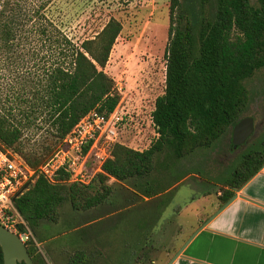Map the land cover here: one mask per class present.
<instances>
[{
  "label": "trees",
  "instance_id": "16d2710c",
  "mask_svg": "<svg viewBox=\"0 0 264 264\" xmlns=\"http://www.w3.org/2000/svg\"><path fill=\"white\" fill-rule=\"evenodd\" d=\"M56 2L0 0V143L35 169L82 117L94 109L109 115L121 100L105 68L122 23L112 18L94 37L78 42L51 13ZM169 33L165 92L152 113L157 139L143 151L113 144L89 184L70 182L63 171L55 182L41 175L16 201L28 222L38 227L39 221L53 219L67 199L76 209H92L117 194L124 205L118 221L110 222L117 226L109 229L117 232L116 242L106 245L121 250L128 262L139 261L140 249L155 247L154 230L181 180L194 174L221 182L219 198L225 203L264 166V131L220 176L183 166L196 150L210 149L232 134L244 117L251 100L245 82L264 68V0H171ZM29 130L40 133L39 142L25 137ZM235 148L231 138L228 150ZM162 153L166 160L160 162ZM112 179L121 190L108 184ZM101 251L77 250L69 264L95 263L103 258Z\"/></svg>",
  "mask_w": 264,
  "mask_h": 264
},
{
  "label": "rangeland",
  "instance_id": "374dc122",
  "mask_svg": "<svg viewBox=\"0 0 264 264\" xmlns=\"http://www.w3.org/2000/svg\"><path fill=\"white\" fill-rule=\"evenodd\" d=\"M170 2L171 0H57L51 9L63 29L78 42L94 37L112 18L122 23V32L105 70L115 79L121 94L116 109L124 119L119 124V136L115 143L138 150L149 148L158 137L152 113L157 97L165 92L166 86ZM245 84L251 92V100L244 117L254 118L256 127L253 135L246 144L230 152L228 146L232 134L228 132L212 148L198 149L184 158L186 161L183 166L186 171L199 168L203 176L206 174L217 177L224 174L227 166L237 163L241 152L264 131V68L256 71ZM32 132L26 131L25 137H31V144L39 142L40 133L34 136ZM115 143H104L100 147L107 149L110 156L111 146ZM165 154H160L157 160L165 161ZM197 177L190 174L175 188V197L154 230L155 247L146 249L152 250V254L140 249L137 253L139 261L132 257L128 262V257H123L121 250L106 245L108 240L117 235V232L112 234L109 230L116 226L110 223L111 218H115L117 222V211L124 205L117 194L108 203L92 209H76L67 199L59 206V212L53 219L39 221L38 227L23 216L32 233V244L40 249V264H69L77 250L91 253V247L102 249V257H105L103 259L98 256L94 260L96 262L91 264H151L147 257L156 260L166 250H170L175 242L173 234L180 230L186 232L192 221L193 211L207 202L208 197L190 202L194 191L203 194V191L213 189L216 192L222 185L210 177ZM108 184L113 185L115 190L122 189V185L115 179ZM95 188L92 187L90 191L93 193ZM119 237V241H122L120 233ZM111 241L116 242V238Z\"/></svg>",
  "mask_w": 264,
  "mask_h": 264
},
{
  "label": "crops",
  "instance_id": "0c3cea01",
  "mask_svg": "<svg viewBox=\"0 0 264 264\" xmlns=\"http://www.w3.org/2000/svg\"><path fill=\"white\" fill-rule=\"evenodd\" d=\"M208 192L194 191L190 202L208 197L207 202L193 211L189 229L174 233L172 248L154 259L153 264H168L191 235L224 204L219 189ZM235 194L236 198L196 233L172 264H264V166Z\"/></svg>",
  "mask_w": 264,
  "mask_h": 264
},
{
  "label": "built area",
  "instance_id": "2783aa9c",
  "mask_svg": "<svg viewBox=\"0 0 264 264\" xmlns=\"http://www.w3.org/2000/svg\"><path fill=\"white\" fill-rule=\"evenodd\" d=\"M123 119L117 109L109 115L95 109L90 111L38 169L0 143V223L24 241L31 240L28 223L16 204L18 193L27 183L34 182L37 174L55 182L63 171L69 175L70 182L89 184L109 157L107 149L100 145L117 141Z\"/></svg>",
  "mask_w": 264,
  "mask_h": 264
},
{
  "label": "water",
  "instance_id": "95a60500",
  "mask_svg": "<svg viewBox=\"0 0 264 264\" xmlns=\"http://www.w3.org/2000/svg\"><path fill=\"white\" fill-rule=\"evenodd\" d=\"M255 120L253 117L251 116H247V117H243L233 128L232 130V143L235 147H239L241 145H244L248 142L249 138L253 135V133L255 132ZM39 174H37L34 178V182H29L27 183L24 188L18 193L17 198L22 197L23 195H25L31 188H33L35 186V183L37 182L38 178H39ZM236 194L233 195L227 202H225L220 209L214 214L212 215L208 221L210 219H212V217H214L218 212H220L221 210H223L226 206H228L235 198H236ZM208 221H206L204 224H202L192 235L191 237L186 241V243L179 249V251H177V253L172 257V259L169 261L168 264H172L175 259L182 253L185 245L196 235V233L198 231H200L203 227H205L208 223ZM9 239L7 238V240H4L3 238H1L2 243L4 245L5 248V264H17V258L19 260L25 259L27 264H32L31 258L30 256L27 254L25 247L22 245L21 240L19 239L18 236H16V234H12ZM18 239V240H16ZM17 241V243H16Z\"/></svg>",
  "mask_w": 264,
  "mask_h": 264
},
{
  "label": "flooded vegetation",
  "instance_id": "af4514ba",
  "mask_svg": "<svg viewBox=\"0 0 264 264\" xmlns=\"http://www.w3.org/2000/svg\"><path fill=\"white\" fill-rule=\"evenodd\" d=\"M11 233L16 234L13 231H11L9 228H7L5 225L0 223V264H5V255H6L5 248L2 243L1 238H3L4 240H7V238L9 239L11 236H13L11 235ZM16 236H18L19 239L21 240L22 245L25 247L27 254L31 258L32 264H40V249L36 245L32 244V240L24 241L22 238H20L18 234H16ZM17 264H27V263L25 259L19 260L17 258Z\"/></svg>",
  "mask_w": 264,
  "mask_h": 264
}]
</instances>
